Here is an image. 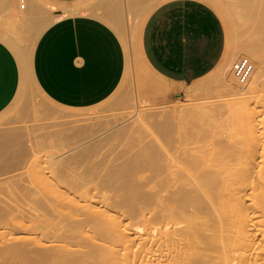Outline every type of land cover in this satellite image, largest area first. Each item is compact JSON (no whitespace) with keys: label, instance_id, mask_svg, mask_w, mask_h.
Here are the masks:
<instances>
[{"label":"crops","instance_id":"0c3cea01","mask_svg":"<svg viewBox=\"0 0 264 264\" xmlns=\"http://www.w3.org/2000/svg\"><path fill=\"white\" fill-rule=\"evenodd\" d=\"M138 16L141 60L164 83L183 89L228 60L206 0H0V155L93 159V108L122 87Z\"/></svg>","mask_w":264,"mask_h":264},{"label":"rangeland","instance_id":"374dc122","mask_svg":"<svg viewBox=\"0 0 264 264\" xmlns=\"http://www.w3.org/2000/svg\"><path fill=\"white\" fill-rule=\"evenodd\" d=\"M206 1H208L217 10L225 24L227 30V52L229 49L234 51L237 49L236 51L238 52L242 51V46L245 44L246 40V44L248 42L252 43L254 47L257 45H262L261 31H263V28L255 17L249 24L242 19V16H244L242 11L243 6L239 3V0ZM225 10L226 13L230 14L231 18L228 14L225 15ZM144 19L145 16H138L136 18V21L138 22V29L136 30V25H133L128 35V69L121 89L117 94L112 95L105 102L93 108V159H90V154H88V157L85 156L84 159H82L81 156H78L77 159L72 160L36 159L38 157H42V155L37 154L31 155L28 159V156L14 154L11 151L4 152L0 155V214H2L3 211L2 216H0V264H10L11 261L14 262V260H8V257L10 258V252L13 253L12 258L14 257L16 259L17 256L15 257L13 252L14 250L15 253L20 254V256H24L26 254L25 252L31 256L33 255L32 257L28 255L29 258L27 259L34 261H36V259H34L35 254L36 256L39 252V254H41L42 251L40 250L43 248L41 247L43 244V221L41 220L42 217L44 218L43 214L46 213H44L42 210L44 202L47 201L50 204H48L51 208L49 209L53 212L54 210L56 211V208H58L52 206L53 204L55 205L58 203L59 206H65L70 204V199H73L74 197L75 199L73 203L76 202V199L81 201L88 194L87 190L92 191L90 195H94L97 198L104 197V203L106 205L113 206L114 202H120V194L115 192V190H113L111 187H108L109 185L99 188L96 186V184L103 176L114 175L121 172L126 173L125 163L130 161L127 160L130 158V156L132 157L130 162H139V153H143V151H138L140 147L139 144L161 143L163 145L162 162L167 166L168 164H171L173 159L178 157L179 151L176 152L175 148H171V143L174 140H172L170 135H168V129H170L168 127H171L172 121H177L179 119L178 114L183 106L194 102L192 100V94L195 90L201 92L204 90L202 93L208 91L207 95L205 94L203 95L204 97L201 96L200 99L197 100L196 106H199L198 108L205 109L211 113L214 111L212 114H215V118L212 116L214 118L212 120H214L217 124H214V126H218L217 129L213 126L212 132H214V135L211 132L213 137L209 136L208 139H206V142L209 141V143H214L216 140L215 138L218 135V138H222L221 141H219L220 139L216 140L218 145L219 142L224 143V137L227 135L226 132H229L228 136L234 134L236 138L239 137L237 138L239 140H237L234 136H227V140L229 138L231 139V141L230 139L228 141L230 144H233V142L236 146L237 144L238 146H243L241 144L244 142V145L248 144V148L245 147V151L242 153V158L240 161L235 162L232 165V167H235L237 172H241L234 186L236 188V195L234 196L235 199L233 198L229 202H225V204H228H224L227 209L230 208L231 210L232 208L235 212H237L235 215L238 216L236 218L234 215L236 219L235 221H232L231 225H229V227H233L229 228L228 232L230 233H228V237L225 236L226 238H221L223 239L222 241L219 240L221 243L230 246L232 245V248L230 247L228 251V254L231 256V263L229 262L228 264H264V222L261 223L263 221L261 219H264V205L260 203L258 205V202L254 203L253 199L256 198L252 199L250 196L254 194L253 191H256V195H254L256 197L257 194L261 192L260 190L262 187L260 188V185L264 183V75L263 77H260L261 74H257V65H255V61L252 60L255 65V70L250 81L253 82L252 86L256 89V91L255 89H252V91H250L252 94L249 92L247 94L248 96L246 95L243 98L240 97L242 95H238L234 91L223 86L221 82H218V80L221 81L220 75H218L221 70L225 71L227 69H232V65L226 66L224 63L225 60L209 75L200 80L190 82L183 89H180L172 84L164 83L152 75L151 71L145 66L140 57L138 47V30L142 26ZM257 26L258 28H256ZM232 33L237 35H233V42H231L232 40L229 36ZM258 48L256 49L258 52L264 53L262 47ZM246 53L250 54L248 51H246ZM256 74L257 76H255ZM208 79L212 82L208 83ZM254 81L256 82L255 84ZM203 84L205 86L208 85V88L207 86H201ZM32 101L33 104L37 105L48 104L42 95L34 88L32 90ZM235 113H237V116L238 114H241L243 117H241L239 120ZM231 115L232 117H230ZM260 120H262V122ZM221 124L223 125L222 133L223 130H226L224 132L226 134L223 133L224 136H222L221 131L220 133H217V131L221 130L220 128H222ZM224 127H226V129ZM231 128L232 130H230ZM236 132L238 133L236 134ZM219 135L221 136L219 137ZM232 137L234 139H232ZM178 138L180 139L179 136ZM187 138H189V136ZM187 138L185 139L183 137L185 141L183 139L182 141L186 143V141L190 142V140H193L192 138ZM213 138L215 140H213ZM247 138L248 140H246ZM244 139L247 141V143ZM227 140H225V143H227ZM240 140H244V142L241 143ZM179 141H181V139ZM248 141H252V143H249ZM181 147L182 145L179 144V148ZM144 154L146 153L144 152ZM133 174L134 175L132 177L135 178V183L140 185L145 191L155 192L159 189V187L152 181L153 170L150 168H137L134 170ZM84 175H86L88 184L90 183L88 186L91 188L88 186H80L83 190H76L78 188L76 183H84ZM126 178L127 176L123 179H119L117 182L121 183L125 181ZM165 193L167 192L163 191L162 194L164 195ZM242 193L245 195L246 193L251 194L248 195V197L247 195L245 197ZM71 195L72 198H70ZM82 196L83 199L81 198ZM241 196H243L242 199L245 197L243 202L240 200ZM68 197L69 201L67 200ZM63 203L67 204L64 205ZM45 204L44 207L46 206ZM155 204L151 203L148 206H145L147 210L144 214H147L148 217H150L157 212L163 211L161 205L162 201H156ZM72 205L68 208H71ZM241 205L243 209H239L241 208ZM126 207L127 206H123L122 210L130 209V206L127 207L128 209H126ZM4 209L7 211L5 212ZM256 209H258V211ZM44 210L46 209L44 208ZM237 210L241 211V214H239ZM245 211H247V213ZM262 212L263 214L260 215L259 213ZM52 215L53 216L51 217H54V214ZM145 215L142 216V218L145 217ZM140 216L138 217L139 219H141ZM53 219L54 218H52V221ZM130 220L133 219L130 218ZM258 220H261V224L259 223L260 226H257L259 224L255 222ZM51 223L53 224V222ZM167 224L168 225L165 226L163 221L158 219L154 222L152 221L151 227L155 230L162 229V231L164 230L165 234L171 233V237L174 239L177 235L181 234V229L185 226L184 222H169ZM255 225L256 227H259L256 228L259 230H255ZM137 232L139 240L136 247L124 251L125 256H129L126 258V260L128 259L127 261L131 263L135 261L136 264L139 258L140 260L143 259L147 249L156 244L157 238L160 236V233L157 231L151 233L145 225H141V230ZM152 234L155 237H152ZM246 234L249 235L247 236ZM35 238H37L36 240L39 241L37 242ZM181 239L184 238L181 236ZM226 239L227 242H223ZM240 240L241 242H239ZM22 248L24 253L23 251H17L20 249L22 250ZM169 249H171V247ZM26 256L27 254L25 255L24 259L23 257H20L21 260H25ZM38 258H40L39 255L37 260H39ZM15 261H17L15 262L16 264L18 262L20 264L21 262L20 260ZM22 263L23 262H21V264Z\"/></svg>","mask_w":264,"mask_h":264},{"label":"bare ground","instance_id":"6f19581e","mask_svg":"<svg viewBox=\"0 0 264 264\" xmlns=\"http://www.w3.org/2000/svg\"><path fill=\"white\" fill-rule=\"evenodd\" d=\"M239 3L243 6L242 11L244 16H242V19L249 24L255 17L257 18L258 23L263 28V31H261L262 45H257L254 47L252 43L248 42L246 44V40L245 44L242 46V51L239 50L240 52H238L236 51V49V53L234 50L229 49L226 55L228 58L226 56L225 57L228 60L230 58V60H225L224 63L226 64V66L232 65L233 67L234 62L237 61L239 58L250 57L251 61H255V65H257V74H261L260 77H263L264 53L258 52L256 49L258 47H262L264 50V0H239ZM224 12L225 15L228 14L230 17V14L226 13V10ZM256 28H258V26ZM230 29L232 30L231 27ZM233 35L235 34L232 33L231 35H229L231 37V40L232 37H234ZM231 42H233V40ZM16 46L18 47V45ZM18 48L21 49L20 47ZM246 51L250 52V54H247ZM257 74L255 76H257ZM218 75H220L221 80H218V82H221L223 86H225L229 90L234 91L238 95H242L240 96L242 98L245 97L250 91H252V89H255L252 86L253 82L251 81L247 86H243L242 84H240L238 79L235 77L232 69H227L225 71L221 70ZM209 82L212 81L208 79V83ZM255 83L256 82L254 81V84ZM201 86H207L208 88V85L205 86L203 84ZM195 91L192 94V100L194 102L183 106L180 109L179 114L176 112L179 115V119L177 121H172L171 127H168L170 128L168 129V135H170V138L174 140L171 143V148H175L176 152L179 151L178 157L174 158L171 164H168L167 166L162 162L163 145L161 143L139 144L140 147L138 151H143V153L137 152L140 156L139 162H130L132 158L130 156V158L127 159L130 161L125 163L126 173L121 172L116 173L114 175L103 176L99 179L96 184V186L99 188H103L109 185L108 187H111L113 190H115V192L120 194V202H114L113 206L106 205L104 203V197L97 198L94 195H90L92 191L87 190L88 188L86 189L88 191V194L85 196L84 199L82 196L81 198L83 200L81 201L76 199V202L73 203L75 197L73 199H70L71 201L68 200L69 197L67 198L69 203L71 205L73 204L71 208H68L71 206L70 204H67L68 202L63 203L64 205H69H65L67 208L62 205L59 206V204L57 203L55 205L58 206H55L54 204L52 205L55 208L58 207L56 208V211L53 207L54 211L52 212L50 210L51 208L49 207L50 204L44 199L46 201L44 202V204H47H45V207L43 204L42 209L43 212L46 213L43 214L44 218L42 217L41 220L43 221V240L41 238L43 243L41 247L43 248H41L40 250L42 251L41 254H39L40 252L37 253V256L35 254L36 258L34 257V259H36V261H34L31 259H27L29 258V256L32 257L33 255L31 256L27 252H25L27 256L25 260L22 261L20 257H23L24 259L26 254L24 256H20V254L17 253V255L14 250L13 252L15 254V257H17L16 259L14 257L12 258L13 253L10 252V258L8 257V260H14V262L9 261L10 264H14L15 262H17L15 260H20L21 262H23L22 264H136L135 261L131 263L127 261L128 259L126 260V258H128L129 256L126 257L124 251L136 247L139 240L137 236V231L141 230V225H145L151 233H154L156 231L159 232L160 236L159 238H157L156 244L147 249V252L145 253L143 259L141 256L142 260H140V258L138 259V261L136 260L137 264L231 263V256L228 254V251L230 247L232 248V245L230 246L221 243V241L224 239L223 237H228V233H230L228 232V230L230 227H233H229V225H231L232 221H235L238 216L235 215V213L237 212H235L232 208L231 210L230 208H226L225 205L228 203L225 204V202H229L233 198L235 199L234 196L236 195V188L234 186L241 172H237L235 167H232V165L235 162L240 161V159L242 158V153L245 151V147L248 148V144L244 145L245 139L243 141L240 140L241 143L244 142L241 144L243 146H238V144L236 146L234 142L233 144H230L228 142L230 138L228 140L226 139L229 132H226L227 135H225L224 137L225 140H227V143H225L224 139V143H220L219 141H221L222 138H218V135L215 139H220L218 141L219 145L214 138L213 140H215V144L212 142L209 143V141L206 142V139H208L209 136L213 137L211 135V132L213 131V126L216 123L212 119L215 118V114H212L214 113V111H212L211 113L205 109L198 108L199 106H196L197 100H199L201 96L205 94L207 95L208 91L205 93H202L204 92V90L202 92L198 90V92ZM236 114L237 113H235V115ZM230 117H232V115ZM236 117H238V119L240 120L243 116H241V114H238V116L236 115ZM260 121L262 122V120ZM216 125L214 126V128L217 129L218 126ZM224 128L226 129V127ZM220 129L221 130H218L217 133H220V131L222 133L223 125ZM230 130H232V128ZM225 131L223 130V133ZM223 133L222 136H224ZM237 133L238 132H236V134ZM212 134L214 135V132H212ZM178 136L180 137L181 141H179L180 139L178 138ZM188 136L189 138H187ZM220 136L221 135H219V137ZM230 136H234V134ZM183 137L185 139L192 138L193 140H190V142L186 141V143H184L182 141ZM237 138L235 137V139ZM185 139L183 140L185 141ZM232 139L234 138L232 137ZM246 140H248V138ZM250 142L252 143V141ZM179 144L182 145L181 148H179ZM144 152L146 154H144ZM137 168H150L151 170H153L152 181L159 187L157 191L147 192L140 185L135 183V178H133L132 176L134 175V170H136ZM126 176L127 178L125 181L121 183L117 182L119 179H123ZM83 182L84 183H76V186L78 187L76 190H81L82 188L80 186H88L90 184H88L86 175H84ZM261 187V192L257 194L256 197L254 196L256 195V191H253V195H250L251 193H246L247 197L248 195H250L252 199L256 198L253 200L254 203L258 202V205L259 203L264 205V183L260 185V188ZM163 191H166L167 193L163 195ZM243 195L246 197L245 194ZM242 197L243 196L240 197L241 202L245 200V197L244 199H242ZM70 198H72V195ZM156 201H162L161 205L163 211L157 212L152 216L148 217L147 214H144L147 210L145 206H148L151 203L155 204ZM123 206H130V209L126 207V209L128 210H122ZM255 207L257 208L256 205ZM44 208L46 210H44ZM239 209H243L242 205ZM258 209L256 210L258 211ZM6 211L7 210H5V212ZM247 211L245 212L247 213ZM238 212L239 214H241V211ZM2 214H0V216H2ZM52 214H54V217H51L53 216ZM259 214L262 215L263 212ZM144 215L145 217L142 218V216ZM234 215L236 218L234 217ZM139 216L141 219L138 218ZM52 218H54L53 221ZM130 218H132L133 220H130ZM134 219H136L137 221ZM158 219H161L165 226L168 225L167 223L169 222H184L185 226L182 227L181 234L177 235L173 239L171 237V233L165 234L164 230H155L151 227L152 221L154 222ZM261 220H263L261 222L263 223L264 219ZM258 221L255 222L259 224L260 221ZM51 222H53V224ZM260 224L257 226H260ZM256 228L259 227H256L255 225V230H259ZM181 236L184 239H181ZM152 237L155 236L152 234ZM36 239L37 238H35V240ZM241 240L239 242H241ZM223 242L226 243L227 239ZM170 247L171 249H169ZM17 251H23V248L22 250L20 249ZM38 255L40 256V258H38L39 260H37ZM17 264H19V262Z\"/></svg>","mask_w":264,"mask_h":264},{"label":"built area","instance_id":"2783aa9c","mask_svg":"<svg viewBox=\"0 0 264 264\" xmlns=\"http://www.w3.org/2000/svg\"><path fill=\"white\" fill-rule=\"evenodd\" d=\"M21 8H24L27 0H18ZM235 77L238 79L240 84L247 86L253 76L255 65L251 59L247 57H241L234 62L232 67Z\"/></svg>","mask_w":264,"mask_h":264}]
</instances>
